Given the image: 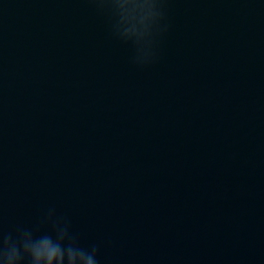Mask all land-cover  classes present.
Returning <instances> with one entry per match:
<instances>
[{"label":"water","instance_id":"water-1","mask_svg":"<svg viewBox=\"0 0 264 264\" xmlns=\"http://www.w3.org/2000/svg\"><path fill=\"white\" fill-rule=\"evenodd\" d=\"M0 264H264V0H0Z\"/></svg>","mask_w":264,"mask_h":264}]
</instances>
